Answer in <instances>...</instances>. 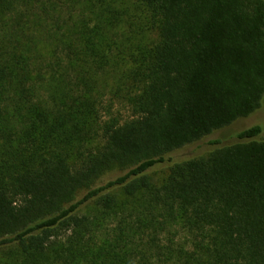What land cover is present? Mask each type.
Returning <instances> with one entry per match:
<instances>
[{
    "label": "trees",
    "instance_id": "1",
    "mask_svg": "<svg viewBox=\"0 0 264 264\" xmlns=\"http://www.w3.org/2000/svg\"><path fill=\"white\" fill-rule=\"evenodd\" d=\"M263 101V0H0V264H264Z\"/></svg>",
    "mask_w": 264,
    "mask_h": 264
},
{
    "label": "rangeland",
    "instance_id": "2",
    "mask_svg": "<svg viewBox=\"0 0 264 264\" xmlns=\"http://www.w3.org/2000/svg\"><path fill=\"white\" fill-rule=\"evenodd\" d=\"M264 1V0H263ZM258 125L261 128V133L258 136V139L264 140V101L262 103L261 109L253 115H250L247 118L238 119L228 127L222 128L218 131H215L211 135L205 137L204 139L196 142L190 146L183 148L178 152V156H200L205 155L212 149L221 146L228 145L234 142L239 141L237 139V134L244 129ZM211 141H218V144H210ZM122 170L114 168L112 170L104 173L95 184H102L111 178H114L121 174Z\"/></svg>",
    "mask_w": 264,
    "mask_h": 264
}]
</instances>
